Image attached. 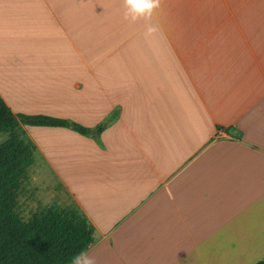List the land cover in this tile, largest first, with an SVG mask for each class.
<instances>
[{"label": "crops", "instance_id": "0c3cea01", "mask_svg": "<svg viewBox=\"0 0 264 264\" xmlns=\"http://www.w3.org/2000/svg\"><path fill=\"white\" fill-rule=\"evenodd\" d=\"M148 23L122 0H0L11 111L106 123L22 125L28 173L93 226L95 264L263 260L264 0H161Z\"/></svg>", "mask_w": 264, "mask_h": 264}, {"label": "trees", "instance_id": "16d2710c", "mask_svg": "<svg viewBox=\"0 0 264 264\" xmlns=\"http://www.w3.org/2000/svg\"><path fill=\"white\" fill-rule=\"evenodd\" d=\"M62 127L99 139L106 123L93 129L70 120L44 115L15 114L0 97V264H71L93 242V226L72 207L52 205L24 221L17 204L28 169L34 162V145L21 126ZM254 264H264V259Z\"/></svg>", "mask_w": 264, "mask_h": 264}, {"label": "rangeland", "instance_id": "374dc122", "mask_svg": "<svg viewBox=\"0 0 264 264\" xmlns=\"http://www.w3.org/2000/svg\"><path fill=\"white\" fill-rule=\"evenodd\" d=\"M6 138V134H0V143ZM51 205H59L62 208L72 207L73 203L60 195L58 184L51 181L48 175L28 173V179L24 182L18 197L16 211L20 217L27 221L33 214Z\"/></svg>", "mask_w": 264, "mask_h": 264}, {"label": "clouds", "instance_id": "9594fccd", "mask_svg": "<svg viewBox=\"0 0 264 264\" xmlns=\"http://www.w3.org/2000/svg\"><path fill=\"white\" fill-rule=\"evenodd\" d=\"M124 8V19L130 23L140 20L149 22L146 27V37H153L158 31V26L150 23L156 9L161 5V0H122ZM71 264H95L83 250L71 258Z\"/></svg>", "mask_w": 264, "mask_h": 264}]
</instances>
